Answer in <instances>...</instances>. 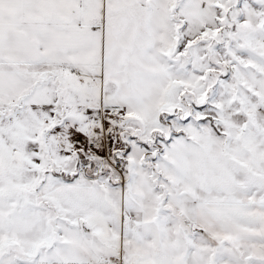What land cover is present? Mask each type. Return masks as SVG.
I'll list each match as a JSON object with an SVG mask.
<instances>
[{
	"label": "snow or ice",
	"instance_id": "obj_1",
	"mask_svg": "<svg viewBox=\"0 0 264 264\" xmlns=\"http://www.w3.org/2000/svg\"><path fill=\"white\" fill-rule=\"evenodd\" d=\"M0 264H264V0H0Z\"/></svg>",
	"mask_w": 264,
	"mask_h": 264
}]
</instances>
